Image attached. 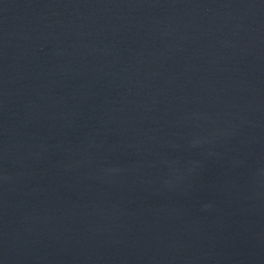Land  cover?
I'll return each mask as SVG.
<instances>
[{"label": "water", "instance_id": "water-1", "mask_svg": "<svg viewBox=\"0 0 264 264\" xmlns=\"http://www.w3.org/2000/svg\"><path fill=\"white\" fill-rule=\"evenodd\" d=\"M0 264H264V0H0Z\"/></svg>", "mask_w": 264, "mask_h": 264}]
</instances>
